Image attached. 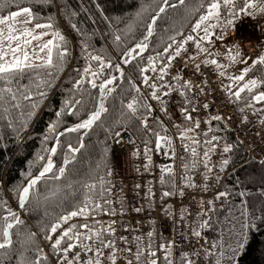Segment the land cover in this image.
<instances>
[{"label":"snow or ice","instance_id":"1","mask_svg":"<svg viewBox=\"0 0 264 264\" xmlns=\"http://www.w3.org/2000/svg\"><path fill=\"white\" fill-rule=\"evenodd\" d=\"M40 2L51 4L53 0H40ZM91 2L95 3V0H91ZM13 5L16 10H10ZM185 6L186 0H177V3H172V0H160L144 25L145 32L142 34V38L139 41H135L132 45L127 46L122 52L120 59L123 65H129L130 62L140 57V61L136 63L133 71L139 75L140 82L150 90L148 96H141V89L133 83L131 78L128 79L127 83L137 94L126 104V108L132 116L137 114L139 108H143L146 113L151 115L153 105L147 102L149 99L156 101V107L159 111L168 115L169 105H166V99H169L170 102L169 94L174 89L169 83L164 81V78L168 75L170 66L177 57H182L188 60L189 63L194 64L193 74L201 71L200 64H195L194 57L188 56L184 51L187 42L193 43L197 55L205 54L202 60L203 64L215 65L217 69H220L219 76L224 77L226 76V72L223 70L225 66L218 62L213 52L209 51V48L214 47V42L224 41L226 43V37L229 31L236 26L237 21L243 23L241 17H252L256 19L257 25L261 28V37H264V23H261V20L264 19V0H207L206 3L204 0H201L198 5L194 6L195 11L198 13V18H196L194 24L190 25V33L179 40L174 36H168L167 43L163 46V51H157L154 55H147V62L144 63L141 54H144L146 49L150 47L148 43L149 37L153 36L154 26L157 25L162 14H166L168 9H175L177 7L184 8ZM95 7L101 17L106 20L112 19L104 16V11L99 3H95ZM67 10L68 6L66 5L65 11L67 12ZM146 10V6L141 4L135 16L139 18ZM69 15L74 16L75 12ZM21 16L24 19H20ZM36 19L31 8V0H29V6L24 7H21L16 0H0V81L4 82V86L0 87V107L3 108V118L8 121L7 126L12 128L13 131H16L18 136L20 132L28 127V120L36 114V109L39 107V101H34L33 95L39 97L40 100L45 98L46 93L40 89L52 87L55 73L62 70V63L69 55L68 47L57 43L58 41H64L65 37L61 35L58 29L53 30L54 22L52 17H49L45 23L34 22ZM115 22L119 23L120 21L116 20ZM71 27L77 29L76 24H71ZM217 28L219 29L218 33L214 31ZM46 30H52L50 32L52 38L45 41L42 38L49 35V32ZM127 31H131V25L127 26ZM201 32L203 33L202 35L200 34ZM193 33L196 35H193ZM122 35H125V33L120 29H116L113 33V43L117 47L122 42ZM177 35H180V33L177 32ZM33 41L36 43L34 44ZM87 48L88 45L85 44L82 53H85L89 60L98 62L101 72L104 69H114L115 72L119 73L121 78L124 77V71L120 63L113 64L111 59H107L106 61L102 55L86 53ZM53 49H56L58 62H54ZM227 55L232 61L238 59L240 63L246 62V57L240 51L233 53L230 48L228 49ZM257 65H264V53L252 59L251 66L242 68L238 75L228 77L230 81L235 82L236 86L234 90L233 84L225 86L228 91L227 98L230 101H241L243 99L242 93L247 92L249 95L248 99L244 101L245 108L253 109L254 114L257 111L254 105L264 103V90H260L264 88V78L258 79L252 77L246 79V75L250 72L252 66ZM187 67L188 65L186 64L185 68ZM41 68L46 69V71L38 82L30 80L29 85L20 83V78L23 77L26 70L35 71L36 76L40 77V72L36 70ZM149 70L153 73H159L158 76L152 78L153 82L151 83L149 82V76L145 74ZM84 73L92 75L93 79H88L87 84L91 85L93 89L99 88V99L92 98L93 108L86 111L85 118L79 119L71 127L64 128L63 133L57 131L60 118L65 112L69 115H77L80 109L76 106L81 101L77 100L75 103H70L66 100L61 110L56 111L55 115L57 119L47 125L49 135L44 136L45 141L50 138L56 141L50 150L47 148L44 149V151L48 152L46 162L38 174H32L30 172L27 174L21 173L22 176L27 177L26 182L14 189L20 208L26 207V201L30 199L33 194V189L37 187L38 181L47 178V174L49 173H51L52 180L60 181L65 176L66 166L75 159L73 154L78 152L79 148L74 147L72 143H68L63 164L59 167L54 164L53 155L57 153V145L60 144V137L64 133L79 132L81 129H91L95 122L102 120V114L108 112L105 102L107 96L113 92V88L106 86L112 85L117 77L115 75H109L103 79V82L97 85L95 83L97 73H91L89 68H85ZM172 80L177 82L175 90L179 92L180 97L184 98L183 104L179 108L180 114L184 121L190 122L191 124V127L179 132L180 138L184 139L186 132H190L192 127L199 128L201 123L199 119L194 120L191 114L197 111V109L191 107L190 110L189 107L184 106H191V101L187 98V92L191 91L194 85L191 80L182 79L179 69H177V75L172 76ZM157 81L163 83H158ZM84 82L85 75H80L79 79L75 80L73 88H79ZM33 83H35V92L32 91ZM195 87L199 92L204 91L199 85H195ZM254 89L256 90L255 92L253 91ZM25 101L28 102L27 107L29 111L26 114L24 112L20 113V116L24 118V123L16 125L12 113L25 107ZM202 107L207 109L209 105L205 103ZM245 108L240 109L242 114L245 112ZM260 111H264V109ZM212 119L220 121L222 117L215 115ZM242 119L247 122L248 116L245 114L242 116ZM259 119L262 126H264V115H260ZM139 124L146 134L149 132L152 133L155 138L154 143L156 149H160L162 140L171 148V137H162L159 132H154L149 127L147 116L139 118ZM173 127L179 128L178 125H173ZM114 135L120 137L121 133L115 132ZM219 139L215 135L211 137L212 141ZM261 139L264 140V135H262ZM150 142L148 140L144 142L145 159L149 162L151 161V156L149 155L151 150L148 147ZM77 143L80 148H83V137H79ZM233 147V144L225 143L223 152L229 153ZM215 148L216 144L211 143V149ZM261 151L264 152V147L261 148ZM192 153L194 156L196 155L195 149L192 150ZM209 153L210 150L204 151V157L207 158ZM132 154L136 155L137 153L134 151ZM172 155H175L174 150L172 151ZM37 159L44 160L45 157L38 156ZM228 164V159L222 160L221 169ZM144 167L147 170L148 164H145ZM204 167L206 172H211V168H209L207 162H205ZM260 169L259 180L264 185V158L260 160ZM162 171H170V169L163 168ZM108 174L110 175L111 172L109 171ZM255 178L253 176V179ZM204 179L208 180V176L205 175ZM161 182L163 183V177ZM188 186H193L191 181H188ZM67 187L71 188L72 185L69 184ZM83 187L86 189L83 201L72 205L71 210H66L64 214L59 215L54 223L46 226V230L42 229V231H45L44 238L48 242L47 247L49 251L45 253L44 249L36 245L33 257L31 259L26 258L24 252L28 251L29 248L24 247V245L34 244L36 238L35 233L29 232L27 233L25 241L21 242L24 251L20 252L18 256L20 264H159L160 258L157 256L158 251L163 253V264H174L171 258L173 249L177 247V244L185 245V241H187L185 245L187 250L181 252L180 264H205V259H208L210 264H242L245 257L248 256L249 250H256L254 245H258L260 255L264 257V211H262L261 215L257 216L254 212L250 213L247 207H245L239 220L235 216L231 217L229 220L231 227L228 228V241L226 245L223 239L219 241L213 239L209 245L208 241L202 238V230L214 227L211 215L215 212L213 199L200 202V211L197 213V219L192 222V227L188 229V226L185 225L187 235H180L175 239H166L164 242L159 243L155 249L151 242H149L146 249L138 243L135 252H133L131 247H117L114 238L116 230L111 225H108L100 231L91 228L87 222L71 223L61 228L62 224H66L72 218L85 217L87 219L91 212L102 209L104 205L109 203V201L104 200L103 204H101L90 197L89 193L94 189V184H84ZM204 187L207 190V185ZM173 188H175V185H173ZM148 194H150V189ZM173 194L171 191H165L163 196ZM179 194L184 196V190L181 189ZM227 195V191L217 192L215 199H220ZM240 195L243 196L244 193L241 192ZM90 205L93 207H90ZM0 206H2L3 212L0 215V249H8L13 244L10 230L14 225L21 224L22 221L8 206L7 201L0 202ZM134 210L140 212L142 209L136 208ZM108 211L113 215L115 214L110 209ZM186 211V209H182L181 220L184 219ZM112 223H115V221H112ZM58 229H60L59 232ZM80 229H84L85 231L82 232ZM103 231L112 234L110 238H104ZM52 233H57V235L53 236ZM148 236L151 238L153 233L148 232ZM257 237L260 239L257 240ZM119 239L125 243L128 242L124 236H120ZM135 239L137 241L140 240L139 237ZM248 264H255V261H249ZM260 264H264V259L261 260Z\"/></svg>","mask_w":264,"mask_h":264},{"label":"trees","instance_id":"2","mask_svg":"<svg viewBox=\"0 0 264 264\" xmlns=\"http://www.w3.org/2000/svg\"><path fill=\"white\" fill-rule=\"evenodd\" d=\"M16 2L21 7L29 6V0H16ZM159 2L160 0H95V3L101 5L104 16L112 18L106 20L101 17L95 3H92L91 0H53L51 4L42 3L40 0H31L32 11L37 18L35 21L47 22V19L52 17L54 26L65 37L64 41L58 43L68 47L69 55L62 63V70L55 73L52 87L40 89L46 93L45 98L40 100L39 97L33 95V100L39 101V107L36 109V114L28 120V127L20 132L19 136L16 131L7 126L8 121L3 118V108L0 107V202L7 201L11 208V202L6 197V193H10L11 199L18 202L14 189L25 183L27 178L21 173L38 174L43 167L48 155L44 149L50 150L51 146L56 143L52 138L44 140V136L49 135L47 125L57 119L55 113L61 110L64 101L75 103L79 100L81 103L76 106L80 109L77 115H69L65 112L60 118L57 131L62 133L64 128L71 127L79 119L85 118L86 111L93 108L92 98L99 99V88L93 89L91 85L87 84V80L93 79V77L91 74H85L84 69L89 68L91 73H97L95 77L97 85L109 75H118L114 69H104L101 72L98 62L89 60L87 55L82 53L84 45H88L86 53L102 55L106 61L111 59L113 64H117L123 50L142 38V34L145 32L144 25ZM200 2L201 0H186L184 8L168 9L166 14H162L157 25L154 26L153 36L149 40L150 47L144 54H141L144 63L147 62V55L163 51L168 36L178 39L190 33V25L194 24L198 18L194 6ZM204 2L206 3L207 0ZM172 3H177V0H172ZM141 4L145 5L147 10L137 18L135 13ZM66 5L68 6L67 12L65 11ZM10 10H16L15 6L13 5ZM72 12H75L74 16L69 15ZM90 17L91 19H89ZM116 20L120 22L116 23ZM71 24H76L77 29H73ZM128 25H131L130 32L127 31ZM116 29L125 33L122 35L119 47L113 43V33ZM177 32L180 35H177ZM193 35L196 34L193 33ZM53 59L54 62H58L56 49H54ZM139 61L140 57H137L136 60L130 62L124 72V77H117L112 85L107 86L112 87L113 92L107 96L105 106L108 108V112L102 114V120L95 122L91 129L64 133L60 137L57 153L54 154L57 167L63 164L68 143L79 148V151L73 154L75 159L66 166L65 176L60 181L52 180L51 173L47 175V178L38 181L37 187L33 189V194L26 201V207L23 208L25 217H20L22 223L14 225L10 230L12 246L8 249H0V264H20L18 256L20 252L24 251L21 242L25 241L29 232L35 233L36 238L34 244L24 245L29 248L24 252V256L31 259L36 245L47 253L44 244H48V242L44 238L45 231L42 229L46 230V226L54 223L59 215L64 214L66 210H71L72 205L83 201L86 191L83 187L84 184L95 185L89 195L98 202L109 196L113 168L111 141L115 132H120L128 127L143 141H150L149 136L152 133L146 134L139 124V118L147 116L148 119L150 115L143 108H139L137 114L132 116L126 108L129 100L137 95L127 83L128 79L131 78L137 86L141 83L139 75L133 71ZM36 71L40 72V77L36 76L35 71L26 70L23 77L20 78V83L29 85L30 80L38 82L44 76L46 69L41 68ZM80 75H85V82L79 88L74 89L73 84ZM252 77L264 78V65L252 66L246 79ZM3 86L4 82L0 81V87ZM235 86L233 83V90ZM260 90H264V88ZM32 91H36L35 83L32 84ZM225 91L228 96L226 88ZM140 95L144 96L142 93ZM248 95L247 92L242 93L241 101H232L238 112L241 108H245L244 101L248 99ZM24 104L25 107L12 113L16 125L24 123V118L20 116V113L26 114L29 111L28 102L25 101ZM254 107L257 109L258 115H264V111H260L264 109V103L255 104ZM250 109L245 108V111ZM148 124L154 132H161L163 129V125L159 121L151 120ZM177 130L180 131L179 128ZM213 135L218 136L219 140H225L234 145L233 149L225 154V159L229 160V164L225 165V168L229 170V173L224 181L223 190L227 191L228 195L216 204L215 212L211 214L214 227L206 229L212 239L217 241L223 239L226 245L228 228L231 227L229 223L231 217L235 216L239 220L245 207L250 213L254 212L257 216L264 211V185L259 180L260 161L248 160L245 145L232 131L226 128L223 122L214 121L209 124V130L206 133L207 141L213 142L211 140ZM79 137H83V148H80L77 143ZM38 156H44L45 159L39 160ZM195 158L196 155H193L191 149L185 160L188 172L190 171L189 167L195 162ZM30 162L32 163L30 164ZM253 176L256 178L253 179ZM69 184L72 185L71 188L67 187ZM241 192L244 193L243 196L240 195ZM90 207L93 206L90 205ZM100 210L97 209L91 213H98ZM2 214V206H0V215ZM64 225L62 224L61 227ZM258 239L260 238L257 237ZM254 246L256 250L250 249L242 264H248L249 261L260 264L264 259L260 255L258 245ZM181 252L182 250L177 248L175 254H172L171 258L174 264H180ZM208 264H210L209 260Z\"/></svg>","mask_w":264,"mask_h":264},{"label":"built area","instance_id":"3","mask_svg":"<svg viewBox=\"0 0 264 264\" xmlns=\"http://www.w3.org/2000/svg\"><path fill=\"white\" fill-rule=\"evenodd\" d=\"M244 23L247 22L239 21L237 27L229 31L226 37L227 42L238 34L242 35L237 29ZM249 25L248 23L247 26L249 27ZM244 37L243 35L242 38ZM244 43L250 52L253 51L251 41L245 40ZM224 44V41L214 42V47L209 48V51L217 54L224 50ZM184 51L188 56L194 57L195 64H200L201 71L193 74L194 64L182 57H177L172 62L168 75L164 78V81L174 89L169 94L170 102L169 99H166V105H169L168 115L159 111L156 101L148 100V103L153 105V112L147 120L148 122L159 121L163 125V129L159 133L162 137H171V148L162 140L160 149H156L155 138L150 135L151 142L148 147L151 150L149 152L151 161L149 162L145 159V141L133 134L130 128L122 129L121 136H114L111 141L112 183L109 196L100 202L103 204V201L107 200L109 203L104 205L100 212L90 213L87 219L85 217L72 218L61 228L71 223L87 222L91 228L100 231L111 225L116 230L114 238L117 247H131L133 252H135L138 243L146 249L151 242L155 249L159 243L166 239L187 235L185 225L188 226V229L192 227V222L197 219V213L200 211V202L213 199L215 208L216 204L224 198L215 199V196L217 192L224 191V181L229 173L225 166L221 169V162L225 159L226 154L223 152V147L227 142L224 140L210 142L206 139L209 124L215 121L212 119L215 115L222 117L220 121L215 122H223L226 128L232 131L245 145L248 160L260 161L264 158V152L261 151V148L264 147V140L261 139L264 135V126L259 119L260 115L256 112L254 114L253 110H247L242 114L234 108L232 101L227 98L216 68L211 64L202 63L205 54L197 55L192 42L186 43ZM186 64L187 68H185ZM177 69L180 70L182 79L191 80L194 85L191 91L187 92L191 106H184L189 107L190 110L191 107H195L197 111L191 113L193 119L201 121L199 128L192 127L190 132L185 133L184 139L180 138L179 132L191 127V124L183 120L179 111L184 98L180 97L179 92L175 90L177 82L172 80V76L177 75ZM145 74L149 76L150 83L153 82L154 76L159 75L151 70ZM195 85H199L204 91L199 92ZM138 87L144 96L149 95L150 90L146 85L139 83ZM205 103L209 105L207 109L202 107ZM245 114L248 116L247 122L242 119ZM173 125H178L180 131ZM211 143L216 144L215 149H211ZM191 149H195L196 160L189 167L190 171L188 172L185 160ZM253 149L255 150L253 151ZM173 150L175 151L174 156L172 155ZM206 150H210L207 158L203 155ZM134 151L137 153L136 155L132 154ZM205 162L208 163L211 172H206ZM145 164H148L147 170H145ZM163 168H168L170 171H162ZM205 175L208 176V180L204 179ZM162 177L163 183L161 182ZM188 181H191L192 187L188 186ZM205 185H207V190H205ZM149 189L150 194H148ZM181 189L184 190V196L179 194ZM165 191H171L174 194L163 196ZM136 208L142 210L136 212L134 210ZM108 209L115 214H111ZM182 209L187 210L183 220H181ZM59 231L60 229H58ZM80 231L85 230L80 229ZM148 232L153 233L151 238H149ZM52 235L55 236L57 233ZM111 235L109 232L103 231L104 238H110ZM120 236L126 237L128 242L121 241ZM136 237H139L140 240L137 241ZM202 238L206 239L209 245L213 241L206 229L202 230ZM186 244L187 241H185ZM44 245L45 249L49 251L47 244ZM185 245L177 244L173 250L178 248L185 251L187 250ZM157 256L160 258L159 264H163V253L158 251ZM205 264H208V259H205Z\"/></svg>","mask_w":264,"mask_h":264},{"label":"rangeland","instance_id":"4","mask_svg":"<svg viewBox=\"0 0 264 264\" xmlns=\"http://www.w3.org/2000/svg\"><path fill=\"white\" fill-rule=\"evenodd\" d=\"M20 19H24V17L21 16ZM241 19H242V21L245 20L247 22V23H244V25L242 27H238V29H237V31L240 32L242 35L238 34V35L234 36L233 40H231V41L227 42V44H225V48H224L223 52H219V53L215 54L218 62L225 66V68L223 70L226 72V76H224V77L220 76L223 88H226L225 87L226 85L235 83V82L230 81L228 79V77H230L232 75H238L242 68H244L246 66H250L252 59H255L261 53H264V37H261V28L259 27V25H257L256 19H254L252 17H241ZM34 22H36V21H34ZM39 23H45V22H39ZM248 23L250 24L249 27L247 26ZM261 23H264V19L261 20ZM29 26H31V25H29ZM55 29H57V28L54 26L53 30H55ZM36 31H40V30H36ZM46 31L49 32V35L42 38L45 41L47 39L52 38L50 35V32L52 30H46ZM215 31L218 33L219 29L217 28V29H215ZM60 33H61V35H63L61 31H60ZM200 34L202 35L203 33L201 32ZM243 35L245 36L244 38H242ZM245 40L251 41L253 51H251V52L249 51V48L246 46V43H244ZM33 43L35 44L36 42L33 41ZM233 46H235V47H233ZM230 48L232 49L233 53H235L236 51H240L241 54L246 57V62L240 63L238 59L236 61L230 60L228 55H227V50ZM53 53H54V49H53ZM209 59H211V57H209ZM118 63H120L122 65V70L125 72L127 70L128 65H123L121 59L118 60ZM214 67L216 68L215 65H214ZM217 71L219 74L220 69H217ZM53 159H54V155H53ZM54 163H55V159H54ZM6 197L10 199L11 209H12V211H14L16 213V211L19 209L18 202L16 203L14 200L11 199L10 193H6ZM16 214L18 215V213H16ZM20 217H25V214L21 211H20ZM173 253L175 254L174 251H173Z\"/></svg>","mask_w":264,"mask_h":264},{"label":"water","instance_id":"5","mask_svg":"<svg viewBox=\"0 0 264 264\" xmlns=\"http://www.w3.org/2000/svg\"><path fill=\"white\" fill-rule=\"evenodd\" d=\"M48 175V174H47ZM23 208H20L16 211L18 214H19V217H20V211L22 212Z\"/></svg>","mask_w":264,"mask_h":264}]
</instances>
